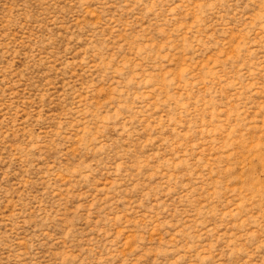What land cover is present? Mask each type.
<instances>
[{"label": "rangeland", "instance_id": "obj_1", "mask_svg": "<svg viewBox=\"0 0 264 264\" xmlns=\"http://www.w3.org/2000/svg\"><path fill=\"white\" fill-rule=\"evenodd\" d=\"M0 264H264V0H0Z\"/></svg>", "mask_w": 264, "mask_h": 264}]
</instances>
